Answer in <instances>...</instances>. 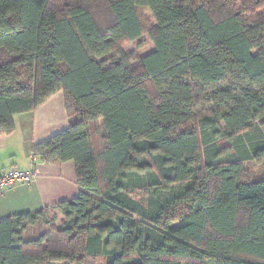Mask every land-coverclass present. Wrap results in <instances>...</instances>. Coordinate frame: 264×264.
<instances>
[{"label": "trees", "instance_id": "trees-1", "mask_svg": "<svg viewBox=\"0 0 264 264\" xmlns=\"http://www.w3.org/2000/svg\"><path fill=\"white\" fill-rule=\"evenodd\" d=\"M61 90L35 150L78 197L0 219V264H264V0H0V134Z\"/></svg>", "mask_w": 264, "mask_h": 264}, {"label": "crops", "instance_id": "crops-1", "mask_svg": "<svg viewBox=\"0 0 264 264\" xmlns=\"http://www.w3.org/2000/svg\"><path fill=\"white\" fill-rule=\"evenodd\" d=\"M10 135L0 134V174L13 168L34 171L30 185L7 190L0 197V219L37 212L78 197L74 162H43L35 147L61 134L69 127L64 91L57 92L37 110L16 115Z\"/></svg>", "mask_w": 264, "mask_h": 264}, {"label": "rangeland", "instance_id": "rangeland-1", "mask_svg": "<svg viewBox=\"0 0 264 264\" xmlns=\"http://www.w3.org/2000/svg\"><path fill=\"white\" fill-rule=\"evenodd\" d=\"M143 20L148 25L154 24V18L151 13L144 12L143 13ZM107 18H102V24L105 26L107 24ZM121 53L128 57H130L131 60V66L134 67L137 65L141 57L151 53L154 51V45L151 42L148 35L143 36L139 41L132 42V43H125L121 46ZM150 93L152 96H155L157 93L153 89V87H150ZM93 135V142L95 148H97L99 144V138L96 135L95 132L92 133ZM245 167L248 169L251 176L260 177L264 176V162L263 163H248L245 165ZM46 219L50 221L49 223L46 222ZM64 222V217L61 215V212L56 211H50L48 214V217L41 218L40 221L31 228L30 232L33 236H38L44 232H48L51 230V227L59 226ZM88 264H102L101 259H89Z\"/></svg>", "mask_w": 264, "mask_h": 264}, {"label": "built area", "instance_id": "built-area-1", "mask_svg": "<svg viewBox=\"0 0 264 264\" xmlns=\"http://www.w3.org/2000/svg\"><path fill=\"white\" fill-rule=\"evenodd\" d=\"M37 177L34 171H23L13 168L6 173L0 174V197L9 190L17 186L30 185Z\"/></svg>", "mask_w": 264, "mask_h": 264}]
</instances>
